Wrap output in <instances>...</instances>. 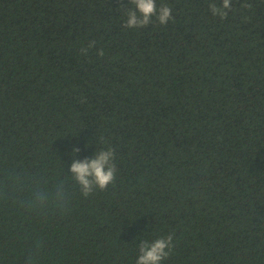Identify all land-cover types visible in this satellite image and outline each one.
Instances as JSON below:
<instances>
[{"label": "trees", "instance_id": "1", "mask_svg": "<svg viewBox=\"0 0 264 264\" xmlns=\"http://www.w3.org/2000/svg\"><path fill=\"white\" fill-rule=\"evenodd\" d=\"M210 2L126 29L130 0H0V264H135L170 233L161 264H264V0ZM101 137L116 179L84 197L72 149Z\"/></svg>", "mask_w": 264, "mask_h": 264}, {"label": "clouds", "instance_id": "2", "mask_svg": "<svg viewBox=\"0 0 264 264\" xmlns=\"http://www.w3.org/2000/svg\"><path fill=\"white\" fill-rule=\"evenodd\" d=\"M130 5H122L126 10V20L123 23V27L126 29L146 27L152 23L153 18L161 25H166L169 20L173 19L171 7L167 4H161L158 7L156 0H130ZM208 7L213 16H218L221 20L227 18L229 12L234 11L231 0H222L219 4L216 3V0H211ZM241 7L251 8L252 5L242 3ZM95 44L96 41L92 40L86 47L80 48L79 54L87 57L89 50ZM96 54L100 57L104 56L103 48L97 49ZM100 140L102 141L101 147L91 157L75 158L79 149L76 147L72 149L73 159L68 171L70 179L78 186L81 195L84 197L90 196L97 189L105 190L116 179L118 171L116 150L108 141H104L103 137ZM63 183L62 181L55 193L57 204L62 201ZM37 199L44 200L46 197L40 196ZM173 248V235L171 233L154 240L144 239L140 245L141 254L136 258L135 264H161V261L170 256Z\"/></svg>", "mask_w": 264, "mask_h": 264}]
</instances>
